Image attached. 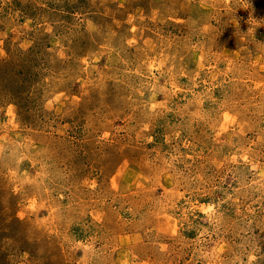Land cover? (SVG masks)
Returning a JSON list of instances; mask_svg holds the SVG:
<instances>
[{
	"label": "rangeland",
	"instance_id": "rangeland-1",
	"mask_svg": "<svg viewBox=\"0 0 264 264\" xmlns=\"http://www.w3.org/2000/svg\"><path fill=\"white\" fill-rule=\"evenodd\" d=\"M0 264H264V0H0Z\"/></svg>",
	"mask_w": 264,
	"mask_h": 264
}]
</instances>
